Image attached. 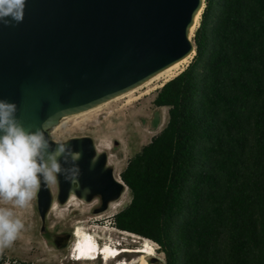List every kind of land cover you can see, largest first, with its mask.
I'll return each instance as SVG.
<instances>
[{
    "label": "trees",
    "instance_id": "obj_1",
    "mask_svg": "<svg viewBox=\"0 0 264 264\" xmlns=\"http://www.w3.org/2000/svg\"><path fill=\"white\" fill-rule=\"evenodd\" d=\"M192 40L110 224L157 244L154 264H264V0H204Z\"/></svg>",
    "mask_w": 264,
    "mask_h": 264
},
{
    "label": "water",
    "instance_id": "obj_2",
    "mask_svg": "<svg viewBox=\"0 0 264 264\" xmlns=\"http://www.w3.org/2000/svg\"><path fill=\"white\" fill-rule=\"evenodd\" d=\"M204 0H26L23 20L0 23V98L15 102L26 130H50L94 109L195 53L192 40ZM82 152L79 182L61 175L36 193L44 220L53 203L99 198L106 211L125 188L89 136L68 140ZM117 143V142H116ZM98 159L91 166L93 156ZM151 257L149 262L155 263Z\"/></svg>",
    "mask_w": 264,
    "mask_h": 264
},
{
    "label": "rangeland",
    "instance_id": "obj_3",
    "mask_svg": "<svg viewBox=\"0 0 264 264\" xmlns=\"http://www.w3.org/2000/svg\"><path fill=\"white\" fill-rule=\"evenodd\" d=\"M157 82L159 81L153 80L151 84L146 85L147 87H140L132 93V96L111 100L89 111L63 118L59 125L50 130V137L54 141H65L72 137H91L97 150L107 152L108 164L113 168L115 178L121 181L120 172L125 168L128 160L148 143L167 122V108L157 107L153 104L159 88L146 94ZM50 189L55 199L58 192L57 182L50 184ZM130 199V192L125 187L120 198L111 202L106 211L95 214L93 210L100 205L99 198L87 203L73 196V199L68 201L69 203L63 205L55 201L54 208L48 212V221L52 225L59 224L61 227L69 225L74 231L87 232L86 234L97 238L100 245L109 238L108 240L111 241L120 240L121 246L128 250L136 249L141 247L146 239L119 231L110 224V218L128 205ZM7 206L11 207L12 205ZM14 211L24 220L25 229L38 228L36 195L28 207H17ZM23 235L21 231L11 246L0 249V257L4 258L3 261L21 255L24 250ZM147 241L155 252L154 255L147 256L146 259L149 264H154L149 262V259L151 257H155L157 260L162 259L163 254L158 251V246L154 242ZM71 248L69 252L72 254ZM49 252L54 254L53 258H57V251L52 249ZM133 257V253L124 252L110 262H105L101 257L92 261H77L71 255L63 260H67L66 264H119L122 261L129 264Z\"/></svg>",
    "mask_w": 264,
    "mask_h": 264
},
{
    "label": "clouds",
    "instance_id": "obj_4",
    "mask_svg": "<svg viewBox=\"0 0 264 264\" xmlns=\"http://www.w3.org/2000/svg\"><path fill=\"white\" fill-rule=\"evenodd\" d=\"M25 4L0 0V23L21 22ZM16 112L15 102L0 98V249L11 246L25 229L15 208L28 207L42 185L57 182L61 175L71 184L81 175V151L67 141L53 143L42 128L26 130ZM97 159L93 156L91 166Z\"/></svg>",
    "mask_w": 264,
    "mask_h": 264
},
{
    "label": "bare ground",
    "instance_id": "obj_5",
    "mask_svg": "<svg viewBox=\"0 0 264 264\" xmlns=\"http://www.w3.org/2000/svg\"><path fill=\"white\" fill-rule=\"evenodd\" d=\"M197 22H198V17H197ZM192 56L190 55V56L174 63L173 65L169 66L168 68L164 69L163 71H161L158 74H156L155 76H153L151 79H149L143 85L138 86V87L134 88L133 90H131L125 94H122L121 96L116 97L112 100H117V99H120V98L125 97V96H130V95L132 96L133 92L137 91L142 86H146L149 83L151 84V82L153 80H157L159 82H157V84L152 89L147 91L146 94H149L153 90H157L158 88L162 87V85L164 83H166L170 79L174 78L177 74H179L185 68V66H187V64L190 62ZM143 92H145V91H143ZM137 97H138V95H137ZM72 199H73V196L69 199V201H71ZM93 231H94V228H93ZM86 233L81 232L80 230H75V232H74L75 241L71 246L72 247L71 248V252H72L71 256L74 257V259L77 261H87V260L92 261V260L97 259L98 257H101V258H103V260L105 262H108V261L110 262V260L113 261L114 259L118 258L122 253L129 252V253L134 254V257L129 262V264H149L147 262L146 258H147V256L154 255V252H155L154 248L148 243L147 240H145L144 244L141 247L128 250V249L124 248V246H121L120 240L119 241H111V240H108L109 238H107L106 241H104L100 245L97 238L93 237L92 235L86 234ZM105 233H106V231H105ZM111 237H110V239H111ZM120 263L121 264H127L126 261H122Z\"/></svg>",
    "mask_w": 264,
    "mask_h": 264
},
{
    "label": "flooded vegetation",
    "instance_id": "obj_6",
    "mask_svg": "<svg viewBox=\"0 0 264 264\" xmlns=\"http://www.w3.org/2000/svg\"><path fill=\"white\" fill-rule=\"evenodd\" d=\"M37 217L38 228L22 230L24 250L21 255L5 261L0 257V264H66L67 260L63 259L71 255L69 251L75 241V231L69 225L50 224L48 213L44 220L39 214ZM52 249L57 251V258L49 252Z\"/></svg>",
    "mask_w": 264,
    "mask_h": 264
},
{
    "label": "built area",
    "instance_id": "obj_7",
    "mask_svg": "<svg viewBox=\"0 0 264 264\" xmlns=\"http://www.w3.org/2000/svg\"><path fill=\"white\" fill-rule=\"evenodd\" d=\"M157 245V244H156Z\"/></svg>",
    "mask_w": 264,
    "mask_h": 264
}]
</instances>
